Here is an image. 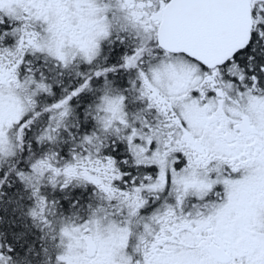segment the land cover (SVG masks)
Instances as JSON below:
<instances>
[{
    "label": "snow or ice",
    "instance_id": "1",
    "mask_svg": "<svg viewBox=\"0 0 264 264\" xmlns=\"http://www.w3.org/2000/svg\"><path fill=\"white\" fill-rule=\"evenodd\" d=\"M0 264H264V0H0Z\"/></svg>",
    "mask_w": 264,
    "mask_h": 264
}]
</instances>
